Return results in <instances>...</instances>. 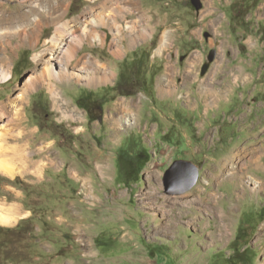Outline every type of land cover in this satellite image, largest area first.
<instances>
[{
	"label": "rangeland",
	"instance_id": "1",
	"mask_svg": "<svg viewBox=\"0 0 264 264\" xmlns=\"http://www.w3.org/2000/svg\"><path fill=\"white\" fill-rule=\"evenodd\" d=\"M31 2L39 17L57 14L54 0H0V16L8 15L0 18V101L46 66L47 57L33 55L49 46L54 25L45 23L33 46L12 35L17 21L7 23ZM202 2L120 0L129 13L116 17L117 28L94 8L109 28L79 46L70 78L29 88L22 139L39 167L0 171V211L9 216L0 222V264H227L240 230L252 264H264V0ZM67 4L69 20L94 5ZM129 20L147 28L131 46L122 41ZM117 42L126 44L121 55L111 51ZM85 95L96 119L79 104ZM142 148L151 159L139 182H128L118 153ZM258 158L261 165L251 161ZM176 159L200 166L181 194L164 183Z\"/></svg>",
	"mask_w": 264,
	"mask_h": 264
},
{
	"label": "bare ground",
	"instance_id": "2",
	"mask_svg": "<svg viewBox=\"0 0 264 264\" xmlns=\"http://www.w3.org/2000/svg\"><path fill=\"white\" fill-rule=\"evenodd\" d=\"M56 4L52 6V11L56 10V15L49 17L44 15L39 17L38 7L31 2V5L27 7V9L20 10L17 14L9 15L7 19V23L10 26L14 24V21H17V32H12V35L17 34L23 37V43L27 42L35 46L40 38H41V30L44 28L45 23L50 25H54L55 32L52 36L48 37L46 40L49 42V46L47 48L41 49L43 51L36 52L33 55V60L35 62H39L44 57L46 66L42 69V71L29 82L27 88L22 90L18 95L9 97L5 101H0V139L5 142L3 145L5 157L0 158V171L6 173L8 175H14L16 172L22 171H35L38 170L39 165L34 162L28 155V147L26 146L25 141L22 139L23 130H22V108L25 101L26 93L29 91V88H33L35 85H38L42 82H45L50 87L53 86L52 83H48V81L52 79H69V64L73 62L76 57L77 52L79 51V46L83 44L87 39L93 37V41L98 40L99 38V30L98 27L104 24L103 17H100L102 14L105 19L110 24L117 28L116 25V17L120 15L122 11V7L120 5V0H90L94 3L92 7H86L84 9V14L74 17L73 19H64L66 11L69 7L67 4L68 0H55ZM97 1V2H96ZM130 3V1H127ZM55 3V2H54ZM94 8H100V14L93 13ZM127 10L128 7H126ZM131 10V9H130ZM4 11V10H3ZM89 11V12H88ZM91 20H88V15L91 13ZM82 12V13H83ZM106 12V13H104ZM85 15V19H84ZM8 15L7 13H2L0 18L4 19ZM46 19L44 20L43 18ZM70 22L75 23V27L73 28ZM106 22V23H108ZM112 22V23H111ZM1 26V24H0ZM118 30V29H117ZM28 31V32H27ZM27 32V33H26ZM120 31L118 32V34ZM140 35H144V31L139 33ZM71 37L70 44L65 48V40ZM101 37V36H100ZM107 35L100 39V41L106 40ZM137 35L130 38V42L136 41ZM36 41V42H34ZM2 42V41H1ZM122 44L116 43L114 45L116 49L120 48ZM15 45L12 44L11 48L15 49ZM49 51L48 56H44L46 51ZM64 50V53L60 51ZM2 58V57H1ZM4 61L6 60V56H3ZM86 57H83L85 59ZM59 62L60 65L55 64L59 67L61 71L55 70L52 67V63ZM87 65H81L80 69H87ZM3 72V71H2ZM1 74V73H0ZM94 76V73L92 74ZM85 80H91L93 78H84ZM105 80V79H104ZM54 94V93H53ZM56 98V97H54ZM0 211V222L5 224L8 223L9 216L7 217V213H3ZM9 215V213H8ZM10 215H12L10 213ZM12 217V216H11Z\"/></svg>",
	"mask_w": 264,
	"mask_h": 264
},
{
	"label": "trees",
	"instance_id": "3",
	"mask_svg": "<svg viewBox=\"0 0 264 264\" xmlns=\"http://www.w3.org/2000/svg\"><path fill=\"white\" fill-rule=\"evenodd\" d=\"M79 104L87 109L83 104L82 99L79 100ZM89 113L93 119H96V116H93L91 112ZM150 159L151 156L148 149L142 148L136 154L128 153L126 150L122 149L118 153V164L122 173L125 174L124 179L128 182H139L141 173ZM262 217H264V214ZM243 238L240 230L233 242L232 248L234 249V252L227 257V264H252L253 249L249 245L242 246L240 244V241Z\"/></svg>",
	"mask_w": 264,
	"mask_h": 264
},
{
	"label": "water",
	"instance_id": "4",
	"mask_svg": "<svg viewBox=\"0 0 264 264\" xmlns=\"http://www.w3.org/2000/svg\"><path fill=\"white\" fill-rule=\"evenodd\" d=\"M197 9L203 5L202 0H192ZM216 57V49H212L208 55V60L202 67L201 74L204 75L211 62ZM200 177V166L189 159H176L171 166L165 171L164 183L171 194H181L190 190Z\"/></svg>",
	"mask_w": 264,
	"mask_h": 264
},
{
	"label": "crops",
	"instance_id": "5",
	"mask_svg": "<svg viewBox=\"0 0 264 264\" xmlns=\"http://www.w3.org/2000/svg\"><path fill=\"white\" fill-rule=\"evenodd\" d=\"M55 1V0H54ZM56 2V1H55ZM132 2H133V0H132ZM128 3V2H127ZM130 3H131V1H130ZM120 5H121V7L123 8V9H126V7H128V6H124V4H121L120 3ZM131 11V10H130ZM128 13L129 12H121L120 13V15L119 16H123V15H128ZM119 16H117V17H119ZM130 21V20H129ZM132 24H133V28H132V30H131V35H130V38L131 37H134V36H136L137 35V38H136V41H134V42H130V38H129V36L127 35V34H125L126 36L125 37H123L122 38V41H125L126 39H127V45L128 46H131L132 44H135V43H137L140 39H142V38H145V37H147V34H146V36H144V35H140L139 33H141L144 29H142V28H146V26H144V25H140V24H136L134 21H130ZM112 23V22H111ZM127 22H125V23H122V24H126ZM52 26V25H51ZM101 27H108V26H100L99 27V29L101 28ZM109 28V27H108ZM147 29V28H146ZM112 36H113V33H112ZM107 37H108V35H107ZM168 44V33L167 32H165V35L163 36V41H162V47L163 46H165V45H167ZM125 45L126 44H124V42L122 43V45L120 46V48H118V49H116V52L114 51V49H115V47L113 46V45H111V51L113 52V53H115L116 55H121V53L124 51V49H123V47H125ZM11 48V47H10ZM16 48V47H15ZM12 49V48H11ZM254 62H256V61H254ZM261 73H262V71H261ZM161 93H166V90H161ZM178 143V142H177ZM242 157V156H241ZM251 161L253 162V163H255V164H258V165H261L260 164V158H258V160H252L251 159Z\"/></svg>",
	"mask_w": 264,
	"mask_h": 264
},
{
	"label": "flooded vegetation",
	"instance_id": "6",
	"mask_svg": "<svg viewBox=\"0 0 264 264\" xmlns=\"http://www.w3.org/2000/svg\"><path fill=\"white\" fill-rule=\"evenodd\" d=\"M87 95H88V94H87ZM87 95H85V97H82V101H83V98H84L85 100L90 101L91 97H88ZM84 105L87 107V109L89 110V112L92 113L91 105H90L89 107L87 106V103H85Z\"/></svg>",
	"mask_w": 264,
	"mask_h": 264
}]
</instances>
